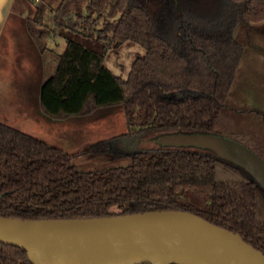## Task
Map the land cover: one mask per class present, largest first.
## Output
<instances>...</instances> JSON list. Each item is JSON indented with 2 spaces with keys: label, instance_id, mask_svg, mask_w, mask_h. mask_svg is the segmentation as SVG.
Returning a JSON list of instances; mask_svg holds the SVG:
<instances>
[{
  "label": "trees",
  "instance_id": "trees-1",
  "mask_svg": "<svg viewBox=\"0 0 264 264\" xmlns=\"http://www.w3.org/2000/svg\"><path fill=\"white\" fill-rule=\"evenodd\" d=\"M79 2L61 0L55 10L65 47L41 83L40 105L64 117L121 103L127 134L214 128L243 60L245 37L234 30L264 20V0H219L221 8L210 14L182 7L163 28L149 0H88L85 13ZM40 10L27 28L42 52L53 29ZM125 41L144 52L123 77L106 65L104 45ZM193 145L125 151L100 139L70 152L0 121V214L71 218L183 209L264 253V188L242 165ZM0 264L32 262L24 248L0 242Z\"/></svg>",
  "mask_w": 264,
  "mask_h": 264
},
{
  "label": "rangeland",
  "instance_id": "rangeland-1",
  "mask_svg": "<svg viewBox=\"0 0 264 264\" xmlns=\"http://www.w3.org/2000/svg\"><path fill=\"white\" fill-rule=\"evenodd\" d=\"M60 1H6L5 5L11 8L4 19L6 24L0 33V121L70 152L82 150L100 139H107L112 149L125 151L165 146L195 147L190 143L175 144L163 141L164 136L178 137L193 134L188 130H172L163 134H127L126 118L121 103L101 106L69 117L54 118L39 111L36 101L38 85L53 71L58 54L65 47L64 36H60L61 30L53 20ZM87 1L79 2L83 13L86 12ZM149 2L153 11H156L157 24L160 28L165 27L172 16L180 13L182 7L200 14L205 12L210 14L211 11H218L220 7L219 0H149ZM40 7L41 21L53 29L47 38L48 48L42 52L35 40L26 35L25 28H21V25L27 24L28 18L33 17L36 9ZM69 10L74 11L72 4L69 5ZM16 22L21 25L14 24ZM101 24L99 21V26ZM239 29L235 28V35L244 36L245 39L243 41L244 55L238 77L232 86L226 105L218 114L214 128L206 133L236 140L264 160V120L262 118L264 114V20L247 28L239 27ZM104 47L106 65L123 77H126L135 55L144 52L142 46L128 41L120 43L117 48L105 42ZM26 90L30 91V95L26 93ZM30 96L33 99V118L23 109V102ZM21 98H23L22 101ZM107 159L106 156H102L100 161Z\"/></svg>",
  "mask_w": 264,
  "mask_h": 264
},
{
  "label": "water",
  "instance_id": "water-1",
  "mask_svg": "<svg viewBox=\"0 0 264 264\" xmlns=\"http://www.w3.org/2000/svg\"><path fill=\"white\" fill-rule=\"evenodd\" d=\"M241 26L239 23L236 30ZM44 78L36 94L37 108L43 113L39 92ZM163 141L209 147L242 165L264 188V161L236 140L193 132L178 137L164 136ZM158 214L179 215L183 219L132 224L75 222ZM0 242L24 248L32 264H53V261L59 264H264V253L239 233L183 209L71 218H21L0 214Z\"/></svg>",
  "mask_w": 264,
  "mask_h": 264
},
{
  "label": "bare ground",
  "instance_id": "bare-ground-1",
  "mask_svg": "<svg viewBox=\"0 0 264 264\" xmlns=\"http://www.w3.org/2000/svg\"><path fill=\"white\" fill-rule=\"evenodd\" d=\"M161 219H183L181 216H172L170 214H163L158 215H148V216H135L131 218H123V219H110V220H85V221H75V222H82L87 224H132V223H139V222H147V221H154V220H161ZM53 264H59V261H53Z\"/></svg>",
  "mask_w": 264,
  "mask_h": 264
},
{
  "label": "crops",
  "instance_id": "crops-1",
  "mask_svg": "<svg viewBox=\"0 0 264 264\" xmlns=\"http://www.w3.org/2000/svg\"><path fill=\"white\" fill-rule=\"evenodd\" d=\"M6 1L7 0H2L1 4H0V33L2 32V29L4 28L5 24H6V21L4 20L8 11H9V8H11V6L9 5H5L6 4ZM8 23V22H7ZM14 24H18V25H21L19 23H14ZM17 25V26H18ZM21 28H25L26 30V35H28L30 38H32L30 36V32L28 31V28H27V24L26 23H23L21 25ZM32 69V68H31ZM30 69V70H31ZM29 76H31V74L28 73ZM26 93H28L30 95V91L29 90H26ZM26 96V95H25ZM24 96V97H25ZM23 98H21V101H22ZM24 104V107L23 109L25 111H28V113L30 114V116L33 118V105H32V99H31V96L27 98V100L25 102H23ZM23 106V105H22ZM22 108V107H21Z\"/></svg>",
  "mask_w": 264,
  "mask_h": 264
}]
</instances>
